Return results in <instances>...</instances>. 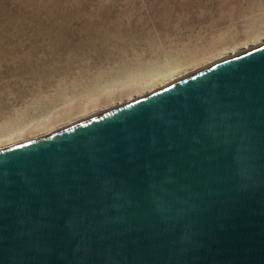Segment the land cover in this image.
Returning a JSON list of instances; mask_svg holds the SVG:
<instances>
[{
    "label": "water",
    "instance_id": "95a60500",
    "mask_svg": "<svg viewBox=\"0 0 264 264\" xmlns=\"http://www.w3.org/2000/svg\"><path fill=\"white\" fill-rule=\"evenodd\" d=\"M0 264H264V42L0 148Z\"/></svg>",
    "mask_w": 264,
    "mask_h": 264
},
{
    "label": "rangeland",
    "instance_id": "374dc122",
    "mask_svg": "<svg viewBox=\"0 0 264 264\" xmlns=\"http://www.w3.org/2000/svg\"><path fill=\"white\" fill-rule=\"evenodd\" d=\"M262 41L264 0H0V148Z\"/></svg>",
    "mask_w": 264,
    "mask_h": 264
},
{
    "label": "bare ground",
    "instance_id": "6f19581e",
    "mask_svg": "<svg viewBox=\"0 0 264 264\" xmlns=\"http://www.w3.org/2000/svg\"><path fill=\"white\" fill-rule=\"evenodd\" d=\"M262 42H264V41H262ZM262 42H260V43H258V44H261ZM257 44V45H258ZM254 46H256V45H254ZM253 47V46H252ZM249 48H251V47H249ZM249 48H247V49H249ZM247 49H243V50H241V51H239V52H232V53H230L228 56H223V57H221L220 59L218 58V60H216V61H213V62H211V63H209L208 65H203V67L201 66L200 68H197V69H194V70H192L191 72H188L187 74H181V75H179V76H177V78H175V77H173V78H169L167 81H165L164 83H151V84H148V85H146V86H143V88H142V90H148V92H152V91H155V90H157V89H159V88H162V87H164V86H166V85H168V84H171V83H173V82H175V81H177V80H179V79H181V78H184L185 76H188V75H190V74H192V73H194V72H196V71H199V70H201V69H203V68H206V67H208V66H210V65H212V64H214V63H217V62H219V61H221V60H224V59H226V58H228V57H230V56H233V55H235V54H238V53H240V52H242V51H245V50H247ZM140 87V86H139ZM138 87V88H139ZM137 88V86L135 85V88L133 87V88H129L128 89V91H126V92H128L129 93V95L128 96H130V93H133V94H136V89ZM139 90V89H138ZM137 90V92H139ZM125 92V93H126ZM127 94V93H126ZM148 94V93H147ZM111 96H113V95H107L106 97L104 96V98L102 99L104 102V104H106V103H109L110 102V104L113 102V98L117 101V99L119 100L117 103H116V105L114 104V105H109V107H107L106 109H103L102 111H97L96 113H94L93 111L94 110H96L95 108L96 107H98L97 106V102L98 101H95L94 99V101H87V102H80V103H78L77 104V106H75L74 108H69L68 110H65V117L64 118H66V119H68V122L69 123H67V125H65V126H62V127H59L58 129H56V130H50V131H45L44 133H42V135H37L38 137H41V136H44V135H46V134H49V133H51V132H54V131H57V130H59V129H62V128H64V127H67V126H70V125H72V124H75V123H77V122H79V121H82V120H84V119H87V118H89V117H92V116H94V115H97V114H99V113H102V112H104V111H107V110H109V109H112V108H114V107H117V106H119V105H122V104H125V103H127V102H129V101H132V100H134V99H136V98H139V97H141V96H138V97H135V98H133V97H131L130 99H126L125 101H120L121 100V97H122V95H117L116 94V96H114L113 98L111 97ZM111 97V98H110ZM103 104V105H104ZM84 115V116H83ZM80 116V118H78V119H75L76 117H79ZM82 116V117H81ZM64 118H63V120H64ZM74 119V120H73ZM60 120H62V118H60ZM70 120V121H69ZM73 120V121H72ZM37 128V127H36ZM44 128V127H43ZM42 128V129H43ZM40 128H38V130H39ZM44 130V129H43ZM34 133H35V131H34ZM34 133H30V130L29 131H26V129L25 130H23V131H21V133H19L16 137L14 136V137H11V138H8V139H6V142H11V141H14L15 139H19V138H23V137H27V136H29V135H33V138L35 139V138H38V137H35L36 135H34ZM35 134H38V133H35ZM32 138V139H33ZM27 140H29V139H26V140H24V141H27ZM24 141H22V142H24ZM1 142V141H0ZM4 143V141L2 142V143H0V144H3ZM13 144H16V143H13ZM12 144V145H13ZM7 147V146H6Z\"/></svg>",
    "mask_w": 264,
    "mask_h": 264
}]
</instances>
